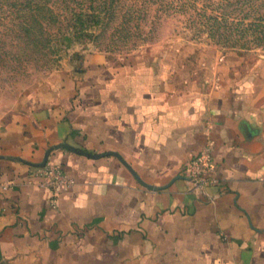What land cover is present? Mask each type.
Masks as SVG:
<instances>
[{
    "label": "crops",
    "instance_id": "crops-1",
    "mask_svg": "<svg viewBox=\"0 0 264 264\" xmlns=\"http://www.w3.org/2000/svg\"><path fill=\"white\" fill-rule=\"evenodd\" d=\"M93 73L0 129V264H264V70ZM207 142L199 184L185 167ZM46 158L68 190L28 182Z\"/></svg>",
    "mask_w": 264,
    "mask_h": 264
},
{
    "label": "rangeland",
    "instance_id": "rangeland-1",
    "mask_svg": "<svg viewBox=\"0 0 264 264\" xmlns=\"http://www.w3.org/2000/svg\"><path fill=\"white\" fill-rule=\"evenodd\" d=\"M132 1V20L122 22V9L80 39L70 38L65 22L27 37L8 17L11 8L0 7V129L53 86L78 83L90 70L96 78L115 70L136 71L138 80L164 76L176 87L264 70V0H193L189 6L178 5L185 0H123L126 6Z\"/></svg>",
    "mask_w": 264,
    "mask_h": 264
},
{
    "label": "trees",
    "instance_id": "trees-1",
    "mask_svg": "<svg viewBox=\"0 0 264 264\" xmlns=\"http://www.w3.org/2000/svg\"><path fill=\"white\" fill-rule=\"evenodd\" d=\"M87 1L88 4L84 3V0H0V7L8 6L11 8L12 15L8 17L11 21H14L13 24L15 26H20L25 31L27 37L30 35L37 37V32L35 34L32 33L36 29H39L41 32L39 34L43 36L46 34L44 31L46 25L50 23L61 25L65 22L70 27V38L80 39L84 35H88L91 26L99 25L106 19H112L122 9V16L124 17L122 22H129L134 17L133 11L137 4L135 3L136 1H132L126 6L123 0ZM212 2H205V7L211 5ZM166 4L169 5L167 2ZM192 4L193 0H185L178 5L189 6ZM236 4H240V1H237ZM217 8L226 13L220 4L217 5ZM235 8H237L236 5ZM209 19L217 21L215 17H209ZM217 22L219 23L220 21ZM209 29L213 28L210 26ZM246 42L244 43L246 44ZM241 47L249 48L247 46Z\"/></svg>",
    "mask_w": 264,
    "mask_h": 264
},
{
    "label": "built area",
    "instance_id": "built-area-1",
    "mask_svg": "<svg viewBox=\"0 0 264 264\" xmlns=\"http://www.w3.org/2000/svg\"><path fill=\"white\" fill-rule=\"evenodd\" d=\"M215 164L211 157V142L205 146L187 163L185 173L199 184L214 181L209 174L214 173ZM29 183L47 187L53 193L64 192L73 184L74 179L67 175L57 164L47 159L42 166H33L28 176ZM54 206V200L51 202Z\"/></svg>",
    "mask_w": 264,
    "mask_h": 264
},
{
    "label": "water",
    "instance_id": "water-1",
    "mask_svg": "<svg viewBox=\"0 0 264 264\" xmlns=\"http://www.w3.org/2000/svg\"><path fill=\"white\" fill-rule=\"evenodd\" d=\"M46 160H47V158L44 159L42 162H40V163L34 165V166H42V165H44V163L46 162Z\"/></svg>",
    "mask_w": 264,
    "mask_h": 264
}]
</instances>
